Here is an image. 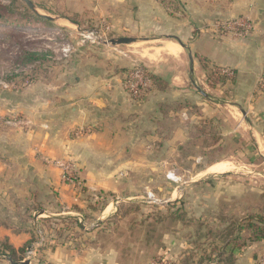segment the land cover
<instances>
[{
	"label": "crops",
	"instance_id": "obj_1",
	"mask_svg": "<svg viewBox=\"0 0 264 264\" xmlns=\"http://www.w3.org/2000/svg\"><path fill=\"white\" fill-rule=\"evenodd\" d=\"M72 2L75 8L98 11L100 20L112 26V38L134 39L151 58L139 62L118 45L96 50L94 56L75 55L15 102L26 117L0 137V244L6 240L25 252L37 245L32 264H141L144 255L138 251L136 258L137 246L121 259L116 235L98 233L118 208L91 211L88 203L110 195L139 197L146 171L152 177L157 169L174 173L178 152L199 121L217 119L224 129V150L242 141L253 152L247 166L264 178V0ZM234 18L253 23L250 36L238 38L219 27ZM202 59L229 70L228 82L210 87ZM135 64L165 81L168 89L132 99L122 69ZM61 160L75 163L81 186L66 183L55 164ZM223 162L231 166L227 172H208ZM204 164L206 180L218 184L217 201L263 193L257 187L240 191L235 170L247 167L242 160L208 164L205 159ZM86 213L95 221H87ZM25 214L30 218L18 221ZM51 219L68 221L69 231L65 234L63 225L56 224V235L49 233L43 222ZM168 238L167 259L178 250L176 236ZM10 260L0 249V264Z\"/></svg>",
	"mask_w": 264,
	"mask_h": 264
},
{
	"label": "rangeland",
	"instance_id": "obj_2",
	"mask_svg": "<svg viewBox=\"0 0 264 264\" xmlns=\"http://www.w3.org/2000/svg\"><path fill=\"white\" fill-rule=\"evenodd\" d=\"M30 2L33 4L31 8L24 0H0L2 15L20 18L26 22L20 26L0 23V137L10 129L16 130V126L9 123H20L26 117V111L18 110L15 102L19 98L25 97V90L29 86L50 77L51 74L54 75L58 67L67 66L76 59L75 55L89 53L94 56L93 53L96 50L112 48V46L106 48L102 44L91 43H86L84 46L77 45L80 39L75 30L76 27L88 31L103 27L104 23H107L104 19L100 20L97 15L98 11H92L88 6L82 9L78 6L75 8L72 6V0H30ZM38 15L46 17L45 20L37 19ZM65 17L72 19L77 17L80 25L72 24ZM134 43L130 44L131 46L121 45L119 49L126 50L133 59L147 63V60L151 58L147 54V49L135 46ZM67 45L73 46L74 51L69 57H64L61 49ZM28 54L40 55L41 58L31 59ZM121 57L123 56L121 55ZM215 121L219 122L217 119ZM219 125L218 123L217 126ZM23 127L24 125H21L18 128ZM216 131L218 133L220 131V137L224 139L222 135L224 129L218 127ZM241 139L243 138L241 137ZM221 146L222 150L218 152L220 160L234 162L242 160L243 164L247 166L253 159V152L246 150L242 146V141L239 145L228 147L230 151H225L223 144ZM197 159L202 161L198 164ZM204 160L205 158L199 150L190 152L180 149L177 158L178 165L173 167L176 182L167 179L165 169H157L156 172H152L155 173L154 177L148 175L149 171H146L144 189L138 194L139 197H121L117 200L113 195L109 196L103 209L110 207L108 209L110 213L114 207L118 210L112 217L105 220L107 225L98 233H112V236L119 237V240H115L116 237H114V241L119 246L118 251L121 254V259L124 255L130 257L132 246H137L138 249L134 255L138 258V251H142L144 256L142 260H139L141 264H181L183 262L187 264H218V261L203 262L204 255L202 253H204L206 235L204 224L210 227L219 225L215 219L218 218L220 207L223 206L226 210L224 213L228 217L243 218L251 213L264 215V178L254 173L256 168L242 165L235 172L238 184L241 185L240 191L257 187L263 192L261 195L248 196L246 194L242 195L239 201L223 198L217 201L215 193L218 184L216 185L215 179L206 180ZM260 170L264 173L263 169ZM148 193L153 194L155 200L149 199ZM129 206L138 207L139 211L125 218L120 215L114 217L121 207ZM20 218L22 221H26L30 217L26 214L18 215V221ZM43 223L46 224L47 231L55 235L56 224L63 225L62 230H65V234L70 229L68 221L64 220L57 222V219H51ZM169 235L176 236L178 250L177 256H173V258L170 256L167 259L164 252H166V248H171L168 241ZM185 242L188 246L183 245ZM214 242L218 247L221 246L217 240ZM209 248L211 249V247ZM142 254L139 255V258L142 257ZM235 256L236 264H262L264 241L253 243L243 252H237Z\"/></svg>",
	"mask_w": 264,
	"mask_h": 264
},
{
	"label": "trees",
	"instance_id": "obj_3",
	"mask_svg": "<svg viewBox=\"0 0 264 264\" xmlns=\"http://www.w3.org/2000/svg\"><path fill=\"white\" fill-rule=\"evenodd\" d=\"M30 7V6H29ZM31 8V7H30ZM46 17L38 15L37 19L45 20ZM72 24L80 25V21L77 17L67 18ZM0 23L8 25H22L26 24L23 19L15 18L13 16L2 15L0 13ZM30 55V54H28ZM31 59H40V55H30ZM202 70L206 74V79L210 87L223 86L225 85L230 76L223 73V70L215 67H210L207 61L201 60ZM144 72L149 77L151 81V88L147 90L143 96H145L151 90L164 91L168 89V84L157 76L151 74L145 67H143ZM131 69H122V72L129 74ZM217 122L215 119H206L201 121L199 124L194 125L190 130L189 142L181 147V151L199 152L203 154L204 158L208 164H213L220 160L219 151L222 150V137L216 131ZM216 131V132H215ZM85 191V190H84ZM107 198L104 197L99 203L90 202L88 203V209L91 211H102L103 206L107 203ZM103 204V205H102ZM102 205L100 208H97ZM136 208V209H133ZM74 210L83 212L79 208L75 207ZM139 211L138 207H121L114 217L118 215L122 217H127L135 212ZM225 206L220 207V212H218L217 219H215L219 225L210 227L204 224V229L206 230L205 241H204V260L203 262L212 263L213 261H218V264H236L237 252H243L253 243L264 241V215L261 213H251L246 217L239 218L237 216H230L224 213ZM86 220L94 222V217L87 214L85 215ZM215 240L220 242V245L215 244ZM207 245V246H206ZM211 247V249L209 248ZM0 249L2 253H7L8 256L13 261H19L22 255L25 253V248L16 250L10 246L7 241H3L0 244ZM21 254V255H19ZM190 254V253H187ZM203 259V258H202ZM181 263V262H180ZM181 264H187L183 262Z\"/></svg>",
	"mask_w": 264,
	"mask_h": 264
},
{
	"label": "built area",
	"instance_id": "obj_4",
	"mask_svg": "<svg viewBox=\"0 0 264 264\" xmlns=\"http://www.w3.org/2000/svg\"><path fill=\"white\" fill-rule=\"evenodd\" d=\"M104 24L105 25L103 27L88 31L77 29L76 27L75 30L80 39L77 45L84 46L86 43H91L102 44L105 47H115L110 44L111 39H113L111 36L112 26L107 23ZM219 27L223 28L227 34L235 35L238 38H246L250 36L254 30L253 23L247 18H234L223 23ZM73 51L74 47L71 45H67L66 47H63L61 49L64 57H69ZM223 73L231 75V72L229 70H223ZM260 86L264 88V80L260 81ZM124 87L134 100L140 99L142 95L151 88V81L144 72L143 66L141 64H135L131 68L129 74H127L124 79ZM9 124L15 125L16 123ZM55 164L57 167L62 169V176L66 183L75 187L81 186V181L78 178L75 163H73L72 161L61 160L57 161ZM167 179L176 182L174 173H168ZM148 198L151 200H155V196L151 193H148ZM43 241L44 239L42 238L40 243H42ZM37 248V245L29 247L25 252L24 260L22 262L28 261L29 264H32L33 260H35L36 258ZM262 264H264V256Z\"/></svg>",
	"mask_w": 264,
	"mask_h": 264
},
{
	"label": "water",
	"instance_id": "obj_5",
	"mask_svg": "<svg viewBox=\"0 0 264 264\" xmlns=\"http://www.w3.org/2000/svg\"><path fill=\"white\" fill-rule=\"evenodd\" d=\"M30 7H33V4L30 2V0H24ZM136 42L134 39H131V38H127V37H121V38H113L111 39L110 41V44L111 45H118V46H121V45H130L132 43ZM12 264H29L28 261L26 262H16V261H13V260H10Z\"/></svg>",
	"mask_w": 264,
	"mask_h": 264
},
{
	"label": "bare ground",
	"instance_id": "obj_6",
	"mask_svg": "<svg viewBox=\"0 0 264 264\" xmlns=\"http://www.w3.org/2000/svg\"><path fill=\"white\" fill-rule=\"evenodd\" d=\"M230 169V165L226 162L218 164L209 170L210 173H224Z\"/></svg>",
	"mask_w": 264,
	"mask_h": 264
}]
</instances>
